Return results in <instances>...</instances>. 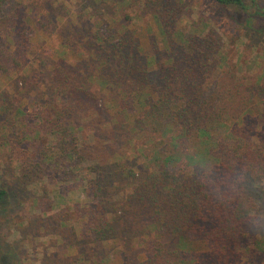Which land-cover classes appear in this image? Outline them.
Here are the masks:
<instances>
[{"label":"rangeland","instance_id":"obj_1","mask_svg":"<svg viewBox=\"0 0 264 264\" xmlns=\"http://www.w3.org/2000/svg\"><path fill=\"white\" fill-rule=\"evenodd\" d=\"M160 1H0V190L6 193L0 207L3 264H146L141 239H157L166 252L176 251V234L162 225L147 227L134 188L161 164L171 172L180 167L186 176L194 174L196 169L186 164L185 157L196 153L197 130H187L169 115L147 118L145 110L135 108L126 118L117 113L123 96L101 85L104 77L96 76L90 59L96 37L117 42L126 32L138 43L140 56L149 58L158 51L160 60L167 62L168 45L183 47L182 36L193 26L205 29L204 34L212 32L220 47L216 67L203 84L205 98L210 95L215 100L220 95L215 107L226 113L221 121L227 128L234 125L232 115L240 109H246L248 118H256L259 129L263 127L264 34L259 31L264 29V19H247L213 0H176L173 19L164 23L167 45L157 18ZM251 1L244 0L264 12V0ZM21 37L28 41L22 50L17 46ZM56 64L80 73L87 92L70 116L87 156L80 176L71 181H64L54 164L42 165L28 179L21 175V163L28 157L39 161L44 138L30 137L19 146L6 143L22 139L31 125L27 114L45 104L49 75ZM38 72L42 75L35 81ZM209 130L214 141L226 134L218 121L209 124ZM167 157H172L170 163L164 160ZM248 183L256 221L240 240V264H264V180L252 178ZM100 202L108 226L105 235L94 240L88 211ZM206 249L205 244H191L192 251Z\"/></svg>","mask_w":264,"mask_h":264},{"label":"trees","instance_id":"obj_2","mask_svg":"<svg viewBox=\"0 0 264 264\" xmlns=\"http://www.w3.org/2000/svg\"><path fill=\"white\" fill-rule=\"evenodd\" d=\"M213 1L223 9L238 10L247 19H264V12L257 11L254 3ZM176 9V0L159 2L157 18L167 45L169 32L165 24L173 19ZM204 32L202 27L193 26L182 36L183 47L169 44L167 62L160 60L158 51L149 58L140 56L138 43L126 32L117 42L96 37L89 50L96 76L104 77L101 85L123 96L117 113L125 117L135 108L145 110L147 118L169 115L187 130H197L196 153L185 157L186 164L196 169L194 174L186 176L180 167L171 172L161 164L157 171L147 172L134 188L133 197L143 219H148L147 227L162 225L179 238L173 254L166 252L157 239H141L146 264H240V240L256 221L254 201L247 190L248 180H264V125L259 129L256 118H248L246 109H240L232 115L234 125L227 128L221 121L226 113L215 107L220 95L215 100L210 95L205 98L203 84L207 73L216 67L220 45L212 32ZM259 32L264 34V29ZM27 43V38L21 37L17 46L22 50ZM78 74L67 65L56 64L49 75L45 104L27 114L31 125L22 133V139L6 143L19 146L30 137L44 138V147L37 154L39 161L28 157L21 163L23 177L30 179L45 164L59 166L64 181L80 176L87 153L84 155L70 121L71 111L87 95ZM41 75L38 72L35 81ZM212 121L226 129L222 140L214 141L210 136ZM171 159L164 160L170 163ZM5 195L0 190V207ZM88 218L91 235L100 240L108 226L102 202L88 211ZM193 243L205 244L207 249L192 251Z\"/></svg>","mask_w":264,"mask_h":264}]
</instances>
